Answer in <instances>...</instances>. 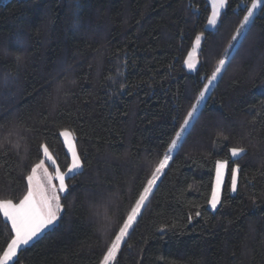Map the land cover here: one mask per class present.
Segmentation results:
<instances>
[{
    "label": "trees",
    "instance_id": "16d2710c",
    "mask_svg": "<svg viewBox=\"0 0 264 264\" xmlns=\"http://www.w3.org/2000/svg\"><path fill=\"white\" fill-rule=\"evenodd\" d=\"M246 5L228 0L208 29V0H0V199L23 197L41 145L67 168L65 128L83 164L66 177L58 223L15 264H100L220 59L114 264H264V11L232 40ZM233 147L246 151L233 158ZM217 161L228 169L213 211ZM10 228L0 214V252Z\"/></svg>",
    "mask_w": 264,
    "mask_h": 264
},
{
    "label": "snow or ice",
    "instance_id": "6c2138e0",
    "mask_svg": "<svg viewBox=\"0 0 264 264\" xmlns=\"http://www.w3.org/2000/svg\"><path fill=\"white\" fill-rule=\"evenodd\" d=\"M227 3L228 0H211V15L207 17L206 26L215 27L217 25L218 19L221 16V9H224ZM258 8L264 11V0H251V5H246V14L240 20L239 27L236 28V35L232 36V40H236L237 36L242 34V30L251 22L255 10ZM202 35L203 33L195 37L194 47L192 51L188 53V59L185 60V64L190 69L195 67L193 63V54L196 52L201 42ZM17 59L19 60L20 57H17ZM225 63V59H220L218 61L211 77L208 78L209 84L217 79L218 74H220L225 67ZM207 87L208 85H205V90ZM204 97L205 91H201L196 98V103L191 106V110L187 113L183 123L180 125V131L175 133L176 138L171 140L167 152L154 167L143 190L139 193L138 198L127 213V218L123 220L114 239H112L107 246L100 264H114L121 245L125 242L129 234V229L132 227L136 217L140 214L141 209L145 206L156 181L160 178L171 159L172 150L177 146L178 140L182 138V133L186 131L187 126L190 124V120L193 118V114L198 110L197 106ZM59 135L63 137L64 144L71 156V163L68 164L67 171L62 172L59 167H57L55 169V175H53L45 167L44 160H41L33 166L30 173L27 174L26 192L23 194V197L19 199L18 203L13 202L12 199H0V214L3 215L7 222H10V231L12 233L11 239L7 242V247L0 252V264H10V262L15 264L14 258L17 257L18 250L21 249V246L28 245L43 229L57 220L63 209L59 193L65 192L68 187L65 183V178L66 176L71 178L83 167L81 156L76 147L75 133L65 128L60 131ZM40 147L43 150L44 157L51 160V163L54 165L56 161L52 159L48 147L46 145H41ZM230 151L233 157H237L245 153L246 150L243 147H233ZM227 166V161H217L216 163V179L212 186L211 197L208 201L213 209L220 203L223 175ZM239 170L238 164L231 169V191L233 192L237 190ZM53 180L59 182L58 186L53 183ZM196 215L199 216L200 212H196ZM161 231H163V229H161Z\"/></svg>",
    "mask_w": 264,
    "mask_h": 264
},
{
    "label": "rangeland",
    "instance_id": "374dc122",
    "mask_svg": "<svg viewBox=\"0 0 264 264\" xmlns=\"http://www.w3.org/2000/svg\"><path fill=\"white\" fill-rule=\"evenodd\" d=\"M2 1L5 2L6 0H2ZM208 2H209V4H210V6H211V0H208ZM222 10H223V9H221V12H222ZM258 10H259V8L255 10V12H254V16L251 18V22H252L253 18L255 17V15L257 14ZM210 15H211V13H210ZM219 19H220V18H219ZM219 19H218V22H219ZM251 22H250V23H251ZM250 23L245 27V29L242 30V33L248 28V26L250 25ZM217 25H218V23H217ZM217 25H216V26H217ZM216 26H215V27H216ZM215 27L207 26L208 29H214ZM199 35H200V34H199ZM202 38H203V35H202V37H201V42H202ZM194 42H195V41H194ZM201 42H200L199 46L197 47L196 52L193 54V63H194V65H195V67H193V68L190 69V68L187 67V65H186L185 62H184L185 67H186V69H187L189 72H195V71L198 69V67H199V57H198V54H199V49H200V46H201ZM193 47H194V44H193ZM193 47L191 48L190 52L192 51ZM187 59H188V55L186 56V59H185V60H187ZM219 75H220V74H218L217 79H218ZM217 79H216L215 81H213L211 84H209V83L207 82L206 85H208V87H207L206 90H205V87H204V90H203V91H205V97L201 100V102H200L199 105L197 106V109H198V110L193 114V118L190 120V124L187 126L186 131H187L188 128L190 127V125H191L193 119L195 118L196 113H197V112H198V111L204 106L205 101H206L207 97L209 96V93H210L212 87L214 86L215 82L217 81ZM69 130H70V129H69ZM70 131H71V130H70ZM186 131H184V132L182 133V138H183V135L185 134ZM182 138H181L180 140H178V142H177V146L172 150L171 155H172V153H174V152L177 150V148L179 147ZM61 139H62V141H63V143H64V139H63V137H61ZM64 146H65V144H64ZM76 147H77V144H76ZM48 149H49V148H48ZM65 149H66V151H67V153H68V150H67V147H66V146H65ZM77 150H78V148H77ZM49 153H50L52 159H54V160L56 161V163L54 164V167H55V168H54L53 170H50V167L48 166V162H49L50 164H52V163H51V160H48V159H46V158L44 157L43 160H44V163H45V167L48 169V171H49L50 173H52L53 175H55V169H56L57 167H59V169H60L62 172H66V171H67V168H66L65 170H62V169L60 168V166H59L57 160L54 158L53 154L50 152V150H49ZM68 155H69V157H70V163H71V156H70V153H68ZM232 157H233V156H232ZM237 157H238V156H237ZM233 158H236V157H233ZM81 161H82V160H81ZM70 163H69V164H70ZM82 168H83V167H82ZM165 169H166V168H165ZM165 169H164V172H165ZM227 169H228V166H227ZM227 169L225 170L224 175H223V184H222V187H221L220 202H221V198H222V191H223L224 182H225L226 175H227ZM80 170H81V169H80ZM80 170H79V171H80ZM164 172H163V173H164ZM163 173H162V174H163ZM162 174H161V175H162ZM66 177H67V176H66ZM160 177H161V176H160ZM215 179H216V175H215ZM158 180H159V179H158ZM158 180L156 181V184L154 185L152 191H153L154 188L156 187ZM237 182H238V179H237ZM53 183L56 184L57 186H58V184H59V182H58L57 180H53ZM65 183H66V178H65ZM214 183H215V180H214ZM66 184H67V183H66ZM65 192H66V191H65ZM65 192H63V193H65ZM232 192H233V191H232ZM151 193H152V192H151ZM151 193H150V194H151ZM233 193H234V192H233ZM150 194H149V196H150ZM59 195H60V193H59ZM16 203H18V202H16ZM219 205H220V203L217 205V207H216L215 209H213V208L211 207V205L209 204V208H210L211 210L215 211V210L219 207ZM141 210H142V209H141ZM62 212H63V209H62V211L60 212V214H59L57 220H56L53 224L49 225L47 228L43 229V230H42V231H41L36 237L33 238V240H31V241L29 242V244H31L34 240H36L39 236H41L46 230H48L49 228H51V227H53L55 224H57L58 221H59V218H60V216H61V214H62ZM140 212H141V211H140ZM136 218H137V217H136ZM134 222H135V221H134ZM134 222H133V224H134ZM9 223H10V222H9ZM132 226H133V225H132ZM130 229H131V228H130ZM130 229H129V230H130ZM29 244H28V245H29ZM24 246H27V245H23V246H21V247H24ZM18 251H19V250H18ZM15 258H16V257H15ZM15 258H14V260H15ZM11 263H12V262H10V264H11Z\"/></svg>",
    "mask_w": 264,
    "mask_h": 264
}]
</instances>
